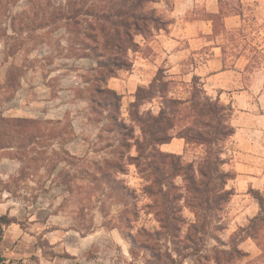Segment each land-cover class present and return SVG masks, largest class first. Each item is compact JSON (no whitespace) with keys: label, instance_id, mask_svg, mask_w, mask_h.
<instances>
[{"label":"rangeland","instance_id":"rangeland-1","mask_svg":"<svg viewBox=\"0 0 264 264\" xmlns=\"http://www.w3.org/2000/svg\"><path fill=\"white\" fill-rule=\"evenodd\" d=\"M27 1L0 13V116L59 120L64 132L58 140L39 141L35 149L25 154L23 162L27 170L16 182L11 179L17 177L20 163L13 159L14 150L0 152V190L4 182L10 184L12 191L18 185L22 188L12 195L0 193V203L7 207L0 216L13 221L10 225L0 223V257L5 259L0 263L217 264V258L219 264L244 261L241 258L226 262L227 256L221 252L228 250L226 236L219 234L227 223L226 206L218 215L208 214L209 224L203 235L191 233V239L187 240L188 226L195 223V217L184 207L185 190L179 177L173 180L177 187L174 193L183 197L177 207L183 206L180 215L185 225L176 237L166 235L154 214L159 209L157 188L153 190V198L148 197L144 187L151 179L147 177L149 173L140 174L128 159L138 155L134 139L127 141L129 146L121 142L124 137L107 118L108 106L95 107L87 100V84L95 75L89 70L95 67V62L67 57L61 49L68 36L61 29L46 36L37 31L9 40L1 35L5 31L11 35L7 23L12 13L23 12L20 19L30 20L32 12L27 10ZM161 1L169 10L172 0ZM4 41L18 47L17 53L8 59L3 54ZM58 43L60 47H56ZM128 57L131 60L130 53ZM257 63L264 66V59ZM10 65L18 68L19 83L7 95L9 100L2 101V85ZM125 73L120 71L116 77L122 78ZM135 93L133 100L126 95L121 101L119 118L132 128L136 139L140 131L137 123L131 121L134 110L130 106ZM149 101L144 100L143 105ZM253 101L258 104L254 95ZM143 105L138 109L139 115L156 114L153 113L156 109ZM256 111L253 107L252 112ZM227 114L220 111V119L224 121ZM60 147L69 156L58 153L59 157H54L53 152ZM195 149V145L189 144L187 159L199 151ZM201 154L193 160L194 164L203 157L204 147ZM35 156L44 160L28 161ZM121 184L127 187V193Z\"/></svg>","mask_w":264,"mask_h":264},{"label":"trees","instance_id":"trees-1","mask_svg":"<svg viewBox=\"0 0 264 264\" xmlns=\"http://www.w3.org/2000/svg\"><path fill=\"white\" fill-rule=\"evenodd\" d=\"M21 1L0 0V13L9 12ZM155 3L156 0H28L26 7L32 12L30 20L20 19L23 12L12 13L7 23L11 35H7L6 31L1 35L9 40L37 31H42V35L46 36L61 29L68 36L61 49L65 50L67 57L88 58L95 62V67L89 70L95 75L87 84L88 102L95 107L108 106L110 112L107 118L112 128L124 137L121 142L129 146L127 141L134 139L138 155L128 159L133 161L140 174L149 173L147 177L151 179L147 180L150 181L144 191L148 197H152L153 190L157 188L160 199L156 206L159 209L154 214L161 229L172 237L180 234L185 225L180 215L183 206L177 207L182 196L174 193L177 187L173 184L174 179L181 178L185 190L184 207L195 217V223L188 226L190 233L186 235L187 240H190L191 233L204 234L209 224L206 220L208 214L214 212L218 215L231 195L226 184L233 174L223 170L225 161L221 158L223 143L232 133L228 122L231 107L212 101L203 91H195V87L187 99L181 100L167 97L162 86L157 90L158 87L152 85L148 88L138 87L135 101L130 104L134 110L131 121L137 123L140 137L135 139L132 128L119 118L121 97L107 87V81L115 78L120 71L130 70L128 55L139 48L135 42L136 36L147 38L154 29L164 27V21L154 8ZM3 43L6 59L13 57L18 51L17 45ZM56 47H60L59 43ZM19 77L18 68L10 65L2 85V101L9 100L10 96L7 95L18 86ZM156 96L163 100L159 111L156 114L145 112L139 115L138 109L144 100L149 101ZM220 111L228 113L224 121L219 117ZM61 125L62 121L59 120L39 121L0 116V152L14 150L13 159L20 163L17 177L11 180L16 182L24 176L27 170L23 162L25 154L35 149L39 141L58 140L64 132ZM173 137H180L187 144L203 146L204 155L200 161L196 164L186 163L181 156L161 152L159 145L168 143ZM58 153L69 156L63 147L52 155L59 157ZM39 160L44 159L36 156L28 159L33 163ZM15 188L12 191L10 184L4 182L0 193L12 195L22 189L19 185ZM121 189L125 193L128 191L123 184ZM258 202L261 215H264V200L258 198ZM12 222L6 216H0V223L10 225ZM229 243L228 250H221L227 256L226 262L243 258L244 254L236 249L235 239ZM216 260L219 264L218 258ZM0 262H5V259L0 257Z\"/></svg>","mask_w":264,"mask_h":264},{"label":"crops","instance_id":"crops-1","mask_svg":"<svg viewBox=\"0 0 264 264\" xmlns=\"http://www.w3.org/2000/svg\"><path fill=\"white\" fill-rule=\"evenodd\" d=\"M154 8L164 27L148 38L135 37L139 50L130 53V70L122 78H110L107 87L121 101L126 95L133 100L138 87L162 86L167 97L181 100L188 96L175 93L190 94L196 87L231 107L232 133L221 158L223 170L233 176L226 184L231 191L225 204L227 223L219 234L226 236L227 248L235 239L244 254L239 264H264V215L258 202L264 200V66L257 63L264 59V0H172L169 10L156 0ZM253 95L258 104H253ZM162 102L156 96L145 105L157 113ZM188 146L173 137L159 150L193 163L203 146L195 145L199 151L187 159ZM6 208L0 203V214Z\"/></svg>","mask_w":264,"mask_h":264}]
</instances>
